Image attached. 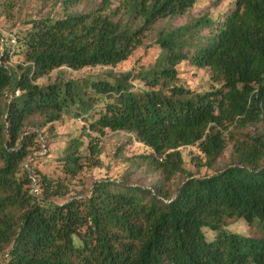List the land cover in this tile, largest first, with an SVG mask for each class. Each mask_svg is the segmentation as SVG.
Returning <instances> with one entry per match:
<instances>
[{"label": "trees", "instance_id": "1", "mask_svg": "<svg viewBox=\"0 0 264 264\" xmlns=\"http://www.w3.org/2000/svg\"><path fill=\"white\" fill-rule=\"evenodd\" d=\"M197 1L127 0L115 19L103 13L110 0H63L27 21L8 44L0 42V264H264V0H234L214 17L161 29L159 52L146 66L36 82L62 66H115L156 22ZM79 3L86 10L69 9ZM14 55L21 62L11 67ZM182 62L208 68L217 86L197 91L181 84ZM67 116L85 123L62 150L64 175L74 176L101 153L91 133L108 129L147 147L150 153L140 158L166 181L178 173L185 179L172 193L106 178L87 195L46 201L68 190L39 173L33 156L41 129L51 131ZM248 125L256 134H224ZM82 135L90 136L85 148ZM228 142L233 160L224 168L208 175L185 171L180 147L195 145L211 167ZM30 175L44 201L29 193ZM239 220L253 235L226 228Z\"/></svg>", "mask_w": 264, "mask_h": 264}, {"label": "rangeland", "instance_id": "2", "mask_svg": "<svg viewBox=\"0 0 264 264\" xmlns=\"http://www.w3.org/2000/svg\"><path fill=\"white\" fill-rule=\"evenodd\" d=\"M63 0H17L11 4H5L6 0H0V36L5 40V45L9 43L13 35L18 31L28 27L27 21L34 18L44 17L52 13L57 5ZM96 4L100 0H95ZM234 0H198L184 14L175 17L165 18L156 22L151 30L146 32L143 43L138 46L132 54L124 61L111 65L86 66L78 70H73L65 66L52 70L49 74L36 80L39 85H45L54 81L56 78L63 79H82L107 77L109 74L126 72L132 68L146 66L153 62L159 52V46L156 43L158 32L171 30L194 22L197 17L202 15L216 16L221 14L227 8L233 5ZM127 0H110L109 7L103 13L115 15V19L122 14ZM86 4L79 3L77 6L69 7L74 11L86 10ZM21 62V57L14 55L8 61V65L15 67ZM179 82L185 86L197 91L212 89L217 83L211 79L208 68H199L182 62L178 66ZM135 86H140L134 81ZM18 93V91L16 92ZM11 96V92L6 93V98ZM84 120L65 117L63 120L54 124L51 131L43 127L41 148L34 153L32 166L36 170L53 179L54 181L64 182L68 192L61 197H50L46 201L55 203H64L71 197L84 196L89 193L93 183L98 180L112 178L125 181L129 184H135L142 187L155 189L161 187L169 192L175 189L185 179L184 173L176 174L171 180L166 181L161 174L160 169L148 160H143L140 155L150 153V150L142 143L138 142L131 134L124 131L104 130L103 134L92 132L96 148L101 151L99 155L89 156L83 168L74 176L64 175L62 164L59 160L62 156V150L66 147L69 136L77 135ZM233 130V135L244 136V133L256 134L257 129L248 125L244 127L230 126L224 132L228 139V131ZM33 131H36L35 129ZM90 136L82 135L83 148L88 145ZM185 171L194 175H208L217 170H221L233 160V144L228 142L222 155L217 158L216 162L207 167L204 155L195 145L182 146L179 148ZM41 191V190H40ZM36 199L44 201V193L40 192ZM232 232L243 235H253L248 225L239 220L226 227ZM208 237L212 232L205 231Z\"/></svg>", "mask_w": 264, "mask_h": 264}, {"label": "built area", "instance_id": "3", "mask_svg": "<svg viewBox=\"0 0 264 264\" xmlns=\"http://www.w3.org/2000/svg\"><path fill=\"white\" fill-rule=\"evenodd\" d=\"M0 42L2 43V45L5 44V40L2 36H0ZM24 167L27 168L28 164L25 163ZM30 179H31V183H30V187H29V193L31 195L37 196L40 193V187H39L38 181H37L36 177L33 175H30Z\"/></svg>", "mask_w": 264, "mask_h": 264}]
</instances>
